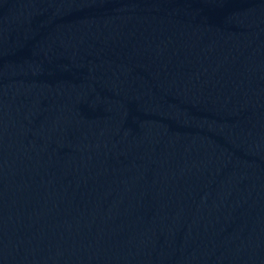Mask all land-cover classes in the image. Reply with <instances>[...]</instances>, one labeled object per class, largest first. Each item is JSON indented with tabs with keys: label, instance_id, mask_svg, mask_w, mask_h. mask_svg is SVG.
Wrapping results in <instances>:
<instances>
[{
	"label": "water",
	"instance_id": "95a60500",
	"mask_svg": "<svg viewBox=\"0 0 264 264\" xmlns=\"http://www.w3.org/2000/svg\"><path fill=\"white\" fill-rule=\"evenodd\" d=\"M0 264H264V0H0Z\"/></svg>",
	"mask_w": 264,
	"mask_h": 264
}]
</instances>
